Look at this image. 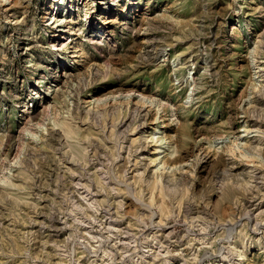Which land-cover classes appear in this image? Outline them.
<instances>
[{
	"label": "rangeland",
	"instance_id": "374dc122",
	"mask_svg": "<svg viewBox=\"0 0 264 264\" xmlns=\"http://www.w3.org/2000/svg\"><path fill=\"white\" fill-rule=\"evenodd\" d=\"M0 264H264V0H0Z\"/></svg>",
	"mask_w": 264,
	"mask_h": 264
},
{
	"label": "bare ground",
	"instance_id": "6f19581e",
	"mask_svg": "<svg viewBox=\"0 0 264 264\" xmlns=\"http://www.w3.org/2000/svg\"><path fill=\"white\" fill-rule=\"evenodd\" d=\"M4 1H7V0H4Z\"/></svg>",
	"mask_w": 264,
	"mask_h": 264
}]
</instances>
